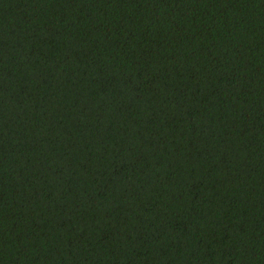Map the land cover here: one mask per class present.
I'll list each match as a JSON object with an SVG mask.
<instances>
[{
  "label": "trees",
  "instance_id": "1",
  "mask_svg": "<svg viewBox=\"0 0 264 264\" xmlns=\"http://www.w3.org/2000/svg\"><path fill=\"white\" fill-rule=\"evenodd\" d=\"M0 264H264V0H0Z\"/></svg>",
  "mask_w": 264,
  "mask_h": 264
}]
</instances>
